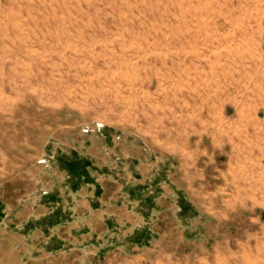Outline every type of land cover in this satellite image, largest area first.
Masks as SVG:
<instances>
[{
  "label": "rangeland",
  "instance_id": "374dc122",
  "mask_svg": "<svg viewBox=\"0 0 264 264\" xmlns=\"http://www.w3.org/2000/svg\"><path fill=\"white\" fill-rule=\"evenodd\" d=\"M0 264H264V0H0Z\"/></svg>",
  "mask_w": 264,
  "mask_h": 264
},
{
  "label": "bare ground",
  "instance_id": "6f19581e",
  "mask_svg": "<svg viewBox=\"0 0 264 264\" xmlns=\"http://www.w3.org/2000/svg\"><path fill=\"white\" fill-rule=\"evenodd\" d=\"M58 87H60V86H57V88H58ZM106 94H107V93H106ZM106 94H105V95H106ZM76 95H77V94H76ZM76 95H74V96H76ZM53 96H54V95H53ZM68 96H69V95H68ZM68 96H67V97H68ZM57 97H58V96H57ZM106 97H107V96H106ZM62 99H63V98H62ZM91 101H92V100H91ZM106 102H107V101H106ZM99 103H100V102H99ZM103 104H104V103H103ZM110 105H111V104H110ZM96 106H97V105H96ZM106 108H107V107H106Z\"/></svg>",
  "mask_w": 264,
  "mask_h": 264
}]
</instances>
